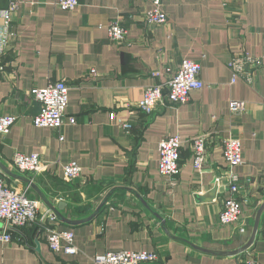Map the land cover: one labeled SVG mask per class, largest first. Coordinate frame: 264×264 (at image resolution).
I'll return each mask as SVG.
<instances>
[{
  "label": "crops",
  "instance_id": "crops-1",
  "mask_svg": "<svg viewBox=\"0 0 264 264\" xmlns=\"http://www.w3.org/2000/svg\"><path fill=\"white\" fill-rule=\"evenodd\" d=\"M55 1L17 0L6 25L12 36L0 54V115L16 121L0 135V173L26 190L38 217L55 213L49 224L73 232L77 253L52 252L31 224L22 239L12 232L10 242L0 241V264H95L94 256L121 250L159 253L145 264H264V209L253 241L233 253L248 242L264 202V0H163L167 21L157 26L143 20L145 0H78L73 10ZM7 4L0 0V11ZM113 20L127 30L121 44L108 39ZM240 50L257 61L250 84L230 82L227 63ZM183 59L200 63L203 87L185 103L139 112L143 90L164 83ZM60 78L69 85L66 116L75 122L65 120L58 133L32 123L39 104L30 89ZM235 100L239 111L229 109ZM200 133L210 135L198 172L190 140ZM227 135L241 140L234 172L248 179L240 203L245 233L218 220L229 195ZM166 136L181 142L174 185L158 172ZM15 152L38 154L46 171L14 170ZM69 161L81 168L74 180L63 178Z\"/></svg>",
  "mask_w": 264,
  "mask_h": 264
},
{
  "label": "built area",
  "instance_id": "built-area-1",
  "mask_svg": "<svg viewBox=\"0 0 264 264\" xmlns=\"http://www.w3.org/2000/svg\"><path fill=\"white\" fill-rule=\"evenodd\" d=\"M147 7L142 12L143 20L149 25H161L167 21V14L163 8V0H145ZM78 5V0H56L55 6L61 10H73ZM17 9V0H8L7 7L0 11L3 18L2 31H0V54L3 47L12 36L6 30L7 22L13 11ZM110 42L121 44L126 37V28L117 20L111 21L105 26ZM162 52L160 53V56ZM231 71L230 82L241 80L250 84L253 78L257 61L244 50L235 52L227 63ZM200 63L196 60L183 59L170 77L162 84L147 86L142 97L136 104V108L143 114H150L165 104H182L189 100L190 92L203 87L200 78ZM170 72V68L166 67ZM2 66L0 64V82L2 79ZM90 72L94 74L95 70ZM68 89L64 78L49 82L44 87H32L30 94L38 102V112L33 116L32 123L39 127H48L59 133L65 120L74 123V117H67ZM229 109L239 111L243 104L240 101H230ZM16 121L13 115H0V135L6 134ZM129 128L130 124H121ZM207 133H200L190 140V151L193 168L201 172L207 158ZM62 139V136H60ZM181 142L178 136H166L158 143V172L169 185H174L179 172ZM222 156L226 162L225 173L228 177L229 195L222 202L218 214L221 225H229L237 228L238 232L245 233V223L241 219V201H245L242 194V186L248 179L239 178L234 168L242 163L241 140L227 135L221 141ZM12 168L18 172L35 176L46 171L48 164L41 160L38 154H25L15 152L12 158ZM63 178L74 180L81 176V168L75 161H69L62 166ZM0 241L10 242L12 232H16L15 239H22V228L37 224L42 229L44 239L52 252L63 251L67 254L77 253L74 244V234L69 229H58L49 224L56 221L54 212H49L43 217L37 215L35 201L26 195V190H19L8 183L5 175L0 173ZM157 251H130L121 250L104 252L92 258L95 264H145L159 260Z\"/></svg>",
  "mask_w": 264,
  "mask_h": 264
},
{
  "label": "water",
  "instance_id": "water-1",
  "mask_svg": "<svg viewBox=\"0 0 264 264\" xmlns=\"http://www.w3.org/2000/svg\"><path fill=\"white\" fill-rule=\"evenodd\" d=\"M59 208H61V204H59ZM263 209H264V202H262V204L260 205V207L258 208V210L256 212L254 223H253V228H252V232H251V236H250L248 242L244 246H242L241 248H239L238 250H236L233 253H236L238 251L244 250L253 241L255 233H256V230H257V226H258V223H259L260 215H261Z\"/></svg>",
  "mask_w": 264,
  "mask_h": 264
}]
</instances>
